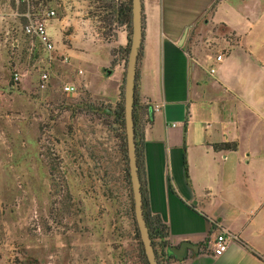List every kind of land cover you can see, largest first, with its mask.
Instances as JSON below:
<instances>
[{"label": "rangeland", "instance_id": "374dc122", "mask_svg": "<svg viewBox=\"0 0 264 264\" xmlns=\"http://www.w3.org/2000/svg\"><path fill=\"white\" fill-rule=\"evenodd\" d=\"M38 5L54 13L49 54L22 34L25 7L0 0V264H147L133 219L123 80L113 102L105 77L116 63L124 76L130 22L117 10L129 0H40L29 13ZM123 23L125 49L104 50ZM197 32H208L204 44L212 34L211 51L231 42L219 27Z\"/></svg>", "mask_w": 264, "mask_h": 264}, {"label": "crops", "instance_id": "0c3cea01", "mask_svg": "<svg viewBox=\"0 0 264 264\" xmlns=\"http://www.w3.org/2000/svg\"><path fill=\"white\" fill-rule=\"evenodd\" d=\"M141 21L133 103L145 204L170 246H198L161 264H264V0H141ZM217 27L231 40L221 52L197 32ZM126 43L123 23L103 45ZM120 66L105 74L113 102ZM222 143L234 149H213ZM218 232L236 239L203 254Z\"/></svg>", "mask_w": 264, "mask_h": 264}, {"label": "water", "instance_id": "95a60500", "mask_svg": "<svg viewBox=\"0 0 264 264\" xmlns=\"http://www.w3.org/2000/svg\"><path fill=\"white\" fill-rule=\"evenodd\" d=\"M129 22L130 34L123 76L121 118L125 136L127 173L132 198L133 219L142 246V252L147 264H157L148 230L142 216L140 182L134 145L133 100L136 63L142 37L141 0H129ZM168 251L176 261H181L186 258L188 251L198 252V246L182 242L177 247L170 246Z\"/></svg>", "mask_w": 264, "mask_h": 264}, {"label": "built area", "instance_id": "2783aa9c", "mask_svg": "<svg viewBox=\"0 0 264 264\" xmlns=\"http://www.w3.org/2000/svg\"><path fill=\"white\" fill-rule=\"evenodd\" d=\"M40 0H14L16 5H22L25 7V13H19L18 16L25 20L24 25L22 26V34L34 40L39 50L43 53L49 54L54 50V44L51 39L50 34L47 31V23L53 17L54 13L52 10H47L38 5V12L36 15L34 13L30 14L29 10H32L35 4H39ZM37 10V9H36ZM221 56H216L215 60L219 61ZM210 72H212L210 70ZM41 83L47 81V74H41L39 77ZM43 87V86H41ZM73 87L64 86V92L73 91ZM236 237L230 233L218 232L214 238L209 243V248L203 252L211 257H218L226 250L228 244L235 240Z\"/></svg>", "mask_w": 264, "mask_h": 264}, {"label": "trees", "instance_id": "16d2710c", "mask_svg": "<svg viewBox=\"0 0 264 264\" xmlns=\"http://www.w3.org/2000/svg\"><path fill=\"white\" fill-rule=\"evenodd\" d=\"M118 15L125 16L129 13V7H124L117 10ZM124 22V21H123ZM123 50L125 49L122 48ZM122 118V116H121ZM133 123H134V145H135V154H136V162L138 167V177L140 182V192H141V200H142V216L145 222V226L148 230L149 238L151 241L152 248L154 249L153 241H156V246L159 248V254L160 257L164 255L166 252H168V249L170 245L167 243V230L164 224H162L159 220V218L156 215H151L146 207L145 204V198H144V192H143V183L141 181V164H140V148L137 146L136 137H137V130H136V124H135V117H134V103H133ZM213 149L216 150H228V149H234V144H216L212 146ZM193 209V207H191ZM154 253L156 255V251L154 250ZM170 259V258H169ZM168 260V259H167ZM159 264V262H157Z\"/></svg>", "mask_w": 264, "mask_h": 264}]
</instances>
